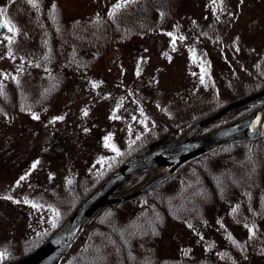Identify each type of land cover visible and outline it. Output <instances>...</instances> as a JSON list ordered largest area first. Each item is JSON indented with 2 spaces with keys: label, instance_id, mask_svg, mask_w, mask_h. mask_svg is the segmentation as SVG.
<instances>
[{
  "label": "rangeland",
  "instance_id": "obj_1",
  "mask_svg": "<svg viewBox=\"0 0 264 264\" xmlns=\"http://www.w3.org/2000/svg\"><path fill=\"white\" fill-rule=\"evenodd\" d=\"M120 1L0 0V16L8 22L0 33V82L11 75L22 86H43L33 82L29 73H38L46 42L54 53V40L61 32L52 28L48 34L50 29L42 26L33 11L40 3H45L55 23L62 24L73 49L72 63L75 50L83 48L80 65L72 68L66 62L67 74L58 75L62 82L57 93L45 96L36 107L0 113L2 253L6 249L19 252L23 241L46 235L72 207L74 193L93 184L123 144L130 150L152 130L180 126L195 109L213 104L210 97L215 96L217 86H223L219 97L225 98L238 92L228 86H240L242 78L264 74V0H167L150 14L156 19L166 13L161 30L156 20L145 29L115 28L108 36L101 35L105 30L101 26L98 35L102 37L91 46L84 36L67 35L68 29L83 28L89 18L102 16ZM156 159L149 163L160 173L178 160ZM20 163H24L21 170ZM23 172L24 179L19 181L18 174ZM227 192L234 199L240 194ZM7 194L9 199H4ZM239 205L231 216V229L249 221V214ZM229 209L226 204L214 210L210 207L208 211L220 218L212 217L197 227L195 234L210 236L213 248L195 244L180 248L179 241L177 247L156 248L159 256L173 257L174 264H264V248H223ZM177 233L181 239L182 227L173 223L162 232L164 238ZM144 248L139 247L138 254ZM182 250L191 251V263L181 259Z\"/></svg>",
  "mask_w": 264,
  "mask_h": 264
},
{
  "label": "trees",
  "instance_id": "obj_2",
  "mask_svg": "<svg viewBox=\"0 0 264 264\" xmlns=\"http://www.w3.org/2000/svg\"><path fill=\"white\" fill-rule=\"evenodd\" d=\"M165 1L167 0H124L118 2L112 8L106 9V13L102 16L89 18L87 25L83 28L68 29L67 35L75 34V37L78 38L84 36L83 40L87 42V45H90L95 37H102L98 35L101 33L99 31L101 26L105 29L101 35L108 36L115 33L113 32L115 28L120 29L119 31H130L129 28L132 27L136 30L145 29L149 23L156 20L161 30L160 25L166 13L161 12L156 19H153L154 8L148 10L143 6ZM171 1L168 0L167 2L170 3ZM138 4L143 6H138ZM38 6L40 8L37 10V16H39L42 26L46 25L50 29L48 34L52 33V28L61 32V34H56L58 38L54 40L57 49L53 53L46 42L47 37L44 38L46 39V47L44 56L38 62V65L40 64L39 71L38 73L33 71L29 73L31 80L37 81L38 84L43 85L42 87L36 84L34 86H22L18 78L11 80V75L5 76L6 79L0 82V113L6 114L24 110L30 106H38L45 96L48 97L58 92L62 82H60L58 75L62 72H68L65 71L68 62L72 68L80 65L78 57L72 63L73 49L70 46L71 42L66 39L67 36L63 32L62 24L55 23L53 14L48 12L45 3L42 5L40 3ZM35 10L33 8L34 12ZM33 11L30 10L32 15ZM112 20L114 22H111ZM132 22L135 23L134 26L132 24L130 26ZM107 29L110 32H107ZM81 50L83 48L78 47L75 51L80 53ZM86 50L89 51L90 47ZM238 84L240 86H228L233 90V87L237 88L236 95H228L225 98L219 97V89L223 86H217V90L216 88L213 90V93H216L215 96L208 95V98L211 95L210 99H213V104L206 109H200L201 111L195 109L194 115L180 126L152 130L148 138L130 150L123 144L121 151L116 154L115 159L106 167L100 177L93 184L79 188V192L74 193L72 207L66 215L58 220L55 227L50 231V235L102 181L130 156L155 139L184 134L195 123L217 112L234 100L264 90V74L252 78H242ZM262 106H264V95L228 110L196 130L194 134L205 133L240 120ZM160 174L156 167L146 168L127 179L115 190L112 196L124 197L129 195ZM228 190L232 193L239 191L240 194L234 199L227 192ZM229 199L232 200L231 204ZM127 203L135 205L131 208H125L124 205ZM225 204L230 205L231 209L227 215L229 224L223 220L225 217H221L222 222L229 225V232L226 234L228 238H223V248H264V133L249 138L236 139L183 160L162 179L138 195L105 204L94 213L82 228L62 256L59 264H88L96 261H107L115 264H174L177 261L172 262L173 257L161 258L158 254L160 249L156 248H170V245L177 247L175 244H178L179 241L182 242L180 248H184L187 244L213 248L214 244L210 242V236H200L195 232H197V227H203L212 217L220 218L218 213L214 214L213 211H208L210 207L214 210L216 207L223 208ZM237 205H239L240 210L244 207L250 218L243 226L236 227L233 225L234 228L231 229V216ZM171 223L175 224L178 229L180 226L182 227L181 239H177L179 233L166 234L164 238L162 232ZM50 235L23 241L21 245L25 249L19 253L4 254L2 262H10L28 254L31 250L38 248ZM171 240H176V242ZM141 246L145 248L138 254L137 250ZM188 251L190 254L182 250L181 259L191 263L192 253L190 250ZM170 252L168 251L169 256L171 255ZM172 256L174 255L172 254Z\"/></svg>",
  "mask_w": 264,
  "mask_h": 264
},
{
  "label": "water",
  "instance_id": "obj_3",
  "mask_svg": "<svg viewBox=\"0 0 264 264\" xmlns=\"http://www.w3.org/2000/svg\"><path fill=\"white\" fill-rule=\"evenodd\" d=\"M3 22L0 20V32ZM264 95V90L236 100L216 113L194 124L187 132L177 137H164L154 140L136 152L112 172L66 219V221L34 252L13 264H57L59 258L73 242L91 216L102 206L113 201L129 199L146 190L181 161L204 153L219 145L236 139L249 138L264 133V106L238 121L215 130L194 135V132L213 121L228 110ZM178 158L168 172L158 176L139 190L124 197H111L113 192L127 179L152 166L149 162L158 158Z\"/></svg>",
  "mask_w": 264,
  "mask_h": 264
},
{
  "label": "flooded vegetation",
  "instance_id": "obj_4",
  "mask_svg": "<svg viewBox=\"0 0 264 264\" xmlns=\"http://www.w3.org/2000/svg\"><path fill=\"white\" fill-rule=\"evenodd\" d=\"M138 6H143V5H139V4H138ZM156 6H157V4H148V5H145V6H143V7H144V8H147L148 10H153V9H151V8H156ZM57 143H58V142H57ZM57 143H56V144H57ZM42 146H43V145H42ZM22 165H24V163H22V164L20 163V164H19V166H20L19 169H20V170L23 169V166H22ZM18 175H19V176L17 177V179H18L19 181H20L21 179H24V175H25L24 172L21 173V174H18ZM20 177H21V179H20ZM36 177H37V176H36ZM33 178H34V177H32V180H33V183H34V179H33ZM19 181H18V182H19ZM33 186H35V184H33ZM21 192H23L22 195L25 196V192L23 191V189L21 190ZM21 192H20V194H21ZM8 195H9V194H7L6 196H4L3 198H4V199H5V198L9 199V196H8ZM26 197H27V196H26ZM17 214H18V216H19V212H18ZM88 264H92V263H88ZM93 264H115V263H113V262H104V263H103V262H100V263H97V262H96V263H93Z\"/></svg>",
  "mask_w": 264,
  "mask_h": 264
},
{
  "label": "snow or ice",
  "instance_id": "obj_5",
  "mask_svg": "<svg viewBox=\"0 0 264 264\" xmlns=\"http://www.w3.org/2000/svg\"><path fill=\"white\" fill-rule=\"evenodd\" d=\"M29 2H32V0H29ZM0 13H2V10H0ZM7 23H8L7 21H4L5 25H7ZM8 30L12 31L13 29H12V27H9ZM202 82H203V79H202ZM57 215H58V213H57ZM3 257H4V253L0 252V259H3Z\"/></svg>",
  "mask_w": 264,
  "mask_h": 264
}]
</instances>
